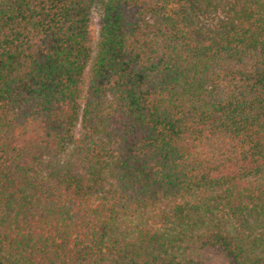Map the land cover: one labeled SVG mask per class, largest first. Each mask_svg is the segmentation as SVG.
<instances>
[{"label":"trees","instance_id":"trees-1","mask_svg":"<svg viewBox=\"0 0 264 264\" xmlns=\"http://www.w3.org/2000/svg\"><path fill=\"white\" fill-rule=\"evenodd\" d=\"M207 250L264 264V0H0V264Z\"/></svg>","mask_w":264,"mask_h":264},{"label":"rangeland","instance_id":"rangeland-1","mask_svg":"<svg viewBox=\"0 0 264 264\" xmlns=\"http://www.w3.org/2000/svg\"><path fill=\"white\" fill-rule=\"evenodd\" d=\"M100 30V18L99 14L93 10L91 12L90 27H89V44L95 51L98 47ZM208 264H230L227 259L222 256L221 253L214 250H207L205 255Z\"/></svg>","mask_w":264,"mask_h":264}]
</instances>
